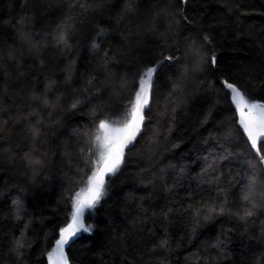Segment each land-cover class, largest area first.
I'll use <instances>...</instances> for the list:
<instances>
[{
  "label": "trees",
  "instance_id": "1",
  "mask_svg": "<svg viewBox=\"0 0 264 264\" xmlns=\"http://www.w3.org/2000/svg\"><path fill=\"white\" fill-rule=\"evenodd\" d=\"M83 3L81 8L78 0H0V264H48L47 253L68 220V200L90 174L91 157L86 163L80 148L86 140L91 146L96 119H119L142 70L169 55L180 59L165 61L146 110L144 138L151 146L140 142L126 156L108 195L89 214L90 238L83 234L68 250L71 264H264V209L247 222L216 217L195 233L185 211L214 200L217 185L206 181L218 179L229 191L231 211L242 214L240 184L253 172L242 162L258 163V157L239 135L221 82H235L250 99L264 102V0H135L132 12H125L127 0L100 7ZM64 21L74 25L67 55L55 39ZM94 39L97 51L90 48ZM105 51L114 57L107 67ZM73 56L76 70L66 84L64 68ZM88 75L108 86L91 103L70 109L85 95ZM35 96H46L53 107ZM94 105L108 109L102 115L97 107L93 117ZM33 109L40 124L30 115ZM33 127L40 136L33 138ZM36 158L43 161L39 167L29 162ZM205 158H219L218 170L202 177ZM237 172L240 184L233 188ZM17 198L21 220L14 219ZM17 238L27 242L21 257L11 251ZM165 238L168 246L157 247Z\"/></svg>",
  "mask_w": 264,
  "mask_h": 264
},
{
  "label": "snow or ice",
  "instance_id": "2",
  "mask_svg": "<svg viewBox=\"0 0 264 264\" xmlns=\"http://www.w3.org/2000/svg\"><path fill=\"white\" fill-rule=\"evenodd\" d=\"M79 6L84 7L83 0H78ZM111 0H91L96 7H100L105 3H110ZM187 3V0H183ZM135 0H127L125 12H132L134 8L132 5ZM71 15V11L69 16ZM186 19V18H185ZM82 22V21H81ZM74 25L69 24L67 21L62 22L57 27V33L55 36L56 43L61 47V51L67 55L68 51H71L73 45L69 42V31ZM99 34H107L105 29H98ZM21 39L28 42L33 48L36 47V43L31 40L30 35L21 33ZM203 39L206 42H210V37L205 34ZM99 44L95 42V39L90 45L92 51L99 49ZM67 50V51H65ZM10 58H14V53H9ZM2 59V57H0ZM76 57H72L68 60L65 68V83L70 84L73 75L76 70ZM113 58H110L108 53L104 52L103 65L107 67L112 62ZM180 58L176 56H165L163 60H160L154 64L146 66L139 74L138 86H136L134 94L130 100L127 101L123 108V113L119 119H112L110 116H104V118H97L95 125V134L90 138L91 146L89 142L84 141V147L80 148V153L88 163V157L90 160V174L83 181V186L79 187L77 191L72 194L68 200L70 203V212L68 220L65 226L59 228V238L55 240L54 246L51 251L47 253L48 264H69V259L66 255V246L70 245L76 239L81 238L83 234H87V238H90L93 227L92 225L85 223L86 214H94V210L100 205L101 200L108 195L110 182L113 177L119 174L126 164V156L131 150L137 147L138 143L143 142L148 146V141L145 140V132L147 121L150 116L146 114L150 112V104L153 100V82L165 68V61L175 62ZM203 57H201V60ZM212 65L217 63L215 55L211 58ZM168 66H171L169 64ZM21 75H23L21 73ZM88 87L85 88V95L79 98H75L70 104V109H77L79 105L91 103L93 97L99 96L104 89L108 86V82L97 81V78L92 75H88L86 78ZM222 86L227 90L229 96V106L232 109L235 124L239 128V135L244 138V143L248 146V152L254 157H258V163L252 160H245L242 163L246 164L248 168L253 170L251 175L244 174L245 182L240 184L241 173L237 172L236 176L231 181V186L236 187L240 184L239 201L242 203V214L233 213L231 211L229 191L225 188L217 179L216 181L208 180L207 183H216L217 191L215 192V199L202 202L198 205L190 204L186 212L189 214V229L191 233H195L198 228L205 227L209 222L213 221L216 217L224 215H235L240 220L246 221L249 217H253L261 209H264V198L258 199V193L264 196V176H257V173L264 172V102H257L250 99L248 93L242 89L240 85L235 82H230L228 79H224ZM51 85H48L45 89L47 93ZM94 89V91H92ZM178 91H183L179 83L176 84ZM40 104L45 108L53 107L49 104L46 96L41 98L35 96ZM59 100V97H57ZM172 98L169 97V102ZM100 107L101 114L108 109L107 105H94L91 111V115L96 117V108ZM172 113H175V107L171 109ZM211 112V109H209ZM30 115H36V124H40L39 113L33 109ZM51 115V113H49ZM26 118V117H25ZM174 119V116L172 117ZM202 123H207V118ZM33 138L40 136L41 131L37 127L32 128ZM171 129L169 128V133ZM77 137L79 133H76ZM159 136V129L154 132V138L151 143L155 144L156 139ZM166 138V137H165ZM173 148L178 145H173ZM228 159V156L222 157ZM219 158H213L211 161L205 158V166L202 168L200 175L203 177L209 170L213 172L217 171V163ZM34 167H39L42 164L40 158L31 159L29 161ZM258 165L260 167H258ZM71 186V185H70ZM216 201H219L217 203ZM15 209L14 219L21 220L24 216L21 214L23 205L20 198L13 201ZM170 211V210H169ZM167 213H165V216ZM28 227V222L24 224L25 230ZM23 236V233H21ZM227 243V242H225ZM27 242L22 238H17L13 241V247L11 251L17 256L24 255ZM168 246V240L162 239L157 245L159 248H165ZM215 246V245H214Z\"/></svg>",
  "mask_w": 264,
  "mask_h": 264
},
{
  "label": "water",
  "instance_id": "3",
  "mask_svg": "<svg viewBox=\"0 0 264 264\" xmlns=\"http://www.w3.org/2000/svg\"><path fill=\"white\" fill-rule=\"evenodd\" d=\"M88 217H89V214H86V216H85V223H86V225H87ZM77 240L78 239H76L74 242H71L70 245L66 246L65 251H66V255H67L68 259H69V264H71V261H70L69 255H68V250L70 249V247L72 246V244H74Z\"/></svg>",
  "mask_w": 264,
  "mask_h": 264
}]
</instances>
